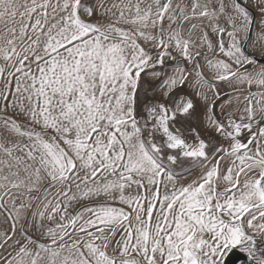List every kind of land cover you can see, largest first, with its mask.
<instances>
[{
  "label": "snow or ice",
  "instance_id": "6c2138e0",
  "mask_svg": "<svg viewBox=\"0 0 264 264\" xmlns=\"http://www.w3.org/2000/svg\"><path fill=\"white\" fill-rule=\"evenodd\" d=\"M264 264V0H0V264Z\"/></svg>",
  "mask_w": 264,
  "mask_h": 264
},
{
  "label": "water",
  "instance_id": "95a60500",
  "mask_svg": "<svg viewBox=\"0 0 264 264\" xmlns=\"http://www.w3.org/2000/svg\"><path fill=\"white\" fill-rule=\"evenodd\" d=\"M237 264H239V262H237Z\"/></svg>",
  "mask_w": 264,
  "mask_h": 264
}]
</instances>
